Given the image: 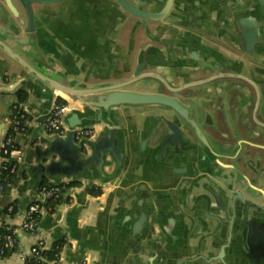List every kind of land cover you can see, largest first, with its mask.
I'll list each match as a JSON object with an SVG mask.
<instances>
[{
  "label": "crops",
  "instance_id": "crops-1",
  "mask_svg": "<svg viewBox=\"0 0 264 264\" xmlns=\"http://www.w3.org/2000/svg\"><path fill=\"white\" fill-rule=\"evenodd\" d=\"M13 1L19 8L18 17L5 0H0V41L21 55L22 46L15 40L32 35L33 55L44 61L58 58L60 69L83 83L84 80L93 85L116 83L119 78L127 80L130 77L127 70L137 65L146 48L150 49L151 61L159 53L168 58L173 67L171 72L160 64L148 71L157 75L162 73L163 78L164 70L174 75L166 77L173 86L203 81L216 75L214 65L220 73L238 74L246 60L255 62L254 58H257L259 61L255 66L264 69V0H128L134 4L144 1L147 10L153 9L156 2L159 12L168 2L173 7L159 21H147L146 27H139L134 36L133 27L140 20L126 13L117 0H66L56 5L35 6L38 9L36 29L30 34L25 31L28 27L21 23L26 14L20 1ZM122 16L128 17L122 20ZM16 66L13 59L0 49V85L11 84L9 73ZM142 84L144 81L131 89L142 91ZM30 87L19 91L26 94V100L21 103L19 92L14 100L12 95L0 94V111L8 109L5 120L0 114V140L11 128L14 107L24 109L28 116L27 130L18 134V149L14 152L20 151L22 156L12 157L18 164V174L0 192L1 207L12 202L17 205L14 214L2 217L12 224L22 221L23 211L30 203L42 199L40 189L45 183L66 185L72 181L58 169L51 172L53 177L57 176L55 179L44 173L38 166L36 146L41 145L44 150L49 147L46 138L56 136L44 129L56 102L69 101L73 109L78 108L80 112L83 109L79 101L73 102L59 90H50L43 84ZM250 101L249 117L256 129L264 132V92H259V98L253 94ZM198 102L208 104L205 98ZM206 108L211 110L212 105ZM132 117L126 108L117 109L109 116L104 114L97 120L100 123L89 125L94 130L90 141H95L102 131L108 133L109 139L116 140L123 153V169L112 178L92 180L89 189H86L87 178L79 185L67 187L63 198L49 201L38 233L22 232L18 237L19 250L1 259L0 264H22L21 252L28 253L40 240H44L49 249L59 243L64 263L90 257V264H181L186 261L206 264L201 258L213 253L203 250L204 238L215 246L212 251L216 253L226 246L225 253L221 252L225 261L219 264H242L239 254L232 253L227 247L231 231L228 218L214 210V202L208 210L206 199L198 198L195 191L190 193L191 182L206 172L214 158L209 148L193 142L196 147L194 156H189L187 161L170 156L166 159L164 155L155 160L142 147L150 149L157 144L152 140L147 142V133ZM224 132L229 137H220L218 148L230 142L232 137L231 129ZM218 151L222 156L226 154L223 150ZM84 152L90 154L91 148L86 146ZM165 159L169 162L164 163ZM53 160L58 161L59 155L45 157L41 163L48 165ZM219 161L222 170L230 173L226 167L233 161ZM31 165L37 168L30 169ZM115 166L116 163L112 162L104 171L111 174ZM245 170L251 172L249 167ZM216 173L215 170L213 174ZM93 186L100 187L102 193L91 194ZM252 187L264 194L263 181H257ZM261 199L264 214V197ZM217 214L223 219L221 226H216L209 218ZM261 220L264 221L263 215ZM238 224H234L235 228ZM222 229L224 233H221ZM214 231L218 234L209 237ZM233 242L246 248L244 255L249 253L242 239L235 237ZM247 263L255 264L253 261ZM261 264H264V258Z\"/></svg>",
  "mask_w": 264,
  "mask_h": 264
},
{
  "label": "water",
  "instance_id": "water-1",
  "mask_svg": "<svg viewBox=\"0 0 264 264\" xmlns=\"http://www.w3.org/2000/svg\"><path fill=\"white\" fill-rule=\"evenodd\" d=\"M5 1L12 13L18 17V5L13 0ZM19 1L26 14L25 20L21 23L28 27L25 31L30 34L36 29L34 24L38 9L35 6L56 5L66 0ZM116 2L126 13L140 20V23L133 27V36L139 27H146L147 21H159L163 18L161 16L166 15L173 8L169 2L160 12L157 11L159 4L156 2L151 10H147L144 1L136 4L128 0ZM127 17L121 18L125 20ZM15 41L22 46L21 55L6 42L0 41V49L17 65L9 73L11 84L0 85V94L12 95L14 100L19 91L43 84L50 90H59L73 102L79 101L83 108L81 109L83 113L78 108H71L65 115L64 122L68 129L64 136L47 137L49 147L44 150L41 145L36 146L39 153L38 166L44 173L55 179L57 176L53 177L51 172L58 169L63 176L72 180L71 182L81 183L87 178L86 189H89L94 179L114 177L119 169L124 167L122 149L117 147L116 140L113 137V140L109 139L108 133L102 131L95 141L89 139L77 141L75 129L100 123L101 121L97 120L104 114L109 116L117 109L126 108V111L132 113L133 121L140 123L143 132L147 133V142L152 140L157 144L150 149L142 147V150H148V155L155 160L164 155L166 159L170 156L172 159L182 158V161H187L189 156H194L193 150L196 147L192 145L193 142L197 145L199 142L209 148L214 158L206 167V172L192 182L190 193L195 191L198 198L206 199L208 210L214 202V210L228 218L231 231L227 247L231 248L232 253L239 254V261L241 260L242 264H250L247 263L249 261L261 264L264 258V221L261 217L264 214L260 201L264 194L252 185L259 180L264 184V132L256 129L248 114L253 94L256 93L259 98V92L261 93V90L264 92V69L255 66L256 61H259L257 58H254L255 62L246 60L242 72L238 74L220 73V69L214 65L216 75L176 88L162 77V73L157 75L148 71L150 67L163 65L168 58L163 57V53H159L151 61L150 49L146 48L140 55L137 65L127 70L130 76L127 80L119 78L116 83L93 85L87 83V80L83 83L70 78L60 69L58 58L44 61L39 56L33 55L32 35L27 39ZM246 53L253 55L247 51ZM143 81L142 91L131 89ZM200 98H205L207 105H212V109L209 110L206 108L207 105L198 102ZM0 114L5 120L8 109H1ZM227 129L232 131L230 142L218 148L220 137H229L224 132ZM86 146L91 148L90 154L84 152ZM218 149L226 154L222 156ZM42 154L44 156H41ZM55 154L59 155L58 161L53 160L48 165L41 163V159ZM13 156H22V152L18 151ZM136 156L139 155L136 153ZM166 159L165 162H161L168 163ZM221 159H228L230 163L233 161L232 165L226 167L231 171L230 173L222 170L223 165L219 161ZM112 162L116 163L115 170L108 174L104 168L110 166ZM31 166L30 169L37 168ZM247 167L250 173L245 170ZM215 170L217 173L213 174ZM209 218L216 223V226L222 225L223 219L220 214ZM237 222L239 226L235 228L234 224ZM220 231L225 232L224 229ZM214 234H218L217 231L211 233L209 237ZM235 237L246 243L249 253L244 255L246 248L233 242ZM202 247L203 250L213 253L201 258L206 264H219L225 261L221 252L225 253L226 246H222L220 253H216L212 251L215 246L204 238Z\"/></svg>",
  "mask_w": 264,
  "mask_h": 264
},
{
  "label": "built area",
  "instance_id": "built-area-1",
  "mask_svg": "<svg viewBox=\"0 0 264 264\" xmlns=\"http://www.w3.org/2000/svg\"><path fill=\"white\" fill-rule=\"evenodd\" d=\"M70 102H56L51 109V113L48 119L44 123V129L48 134L56 136H64L68 127L64 122V117L71 109ZM11 128L8 130L0 140V152L4 155L13 156L14 152L17 151L18 145L16 143V137L11 133L15 130L17 134H22L27 130V112L20 108L14 107L11 113ZM0 116V122H1ZM77 141H82L83 139H89L93 136L94 130L91 127L76 128L75 129ZM3 155V156H4ZM7 158H3L0 164V192L5 189L9 175L13 174L18 169V164L14 163L9 165ZM66 191V186L63 183L49 185H43L40 189L42 194V199L39 202H32L23 211L22 221L19 224H12L5 222L2 217L4 215L14 214L17 210V205L12 202L6 207L0 206V222L1 227L4 228V234L1 237L3 240L0 244V260L12 254L16 250H19V235L24 233L37 234L39 229V224L42 218L43 211L48 207L49 201L51 199H60L64 197ZM7 250H10L7 253ZM22 264H90L91 258L85 257L80 261H75L71 263H64L61 258V254L58 251H52L46 247L45 241L40 240L34 244L28 253L21 252Z\"/></svg>",
  "mask_w": 264,
  "mask_h": 264
},
{
  "label": "trees",
  "instance_id": "trees-1",
  "mask_svg": "<svg viewBox=\"0 0 264 264\" xmlns=\"http://www.w3.org/2000/svg\"><path fill=\"white\" fill-rule=\"evenodd\" d=\"M18 97H19V103L24 102L26 100V94L23 93V92H19L18 93ZM64 102H65V100H61V103H64ZM11 133L15 135L16 143H17V136H18L17 132L15 130H12ZM17 145H18V143H17ZM3 155L4 154L2 152H0V160H1V162H2V159L6 157L7 161H5V162H7L9 165H13L14 163H17L16 160L14 161V158L12 159V157H13L12 154L11 155H4V156ZM1 162H0V164H1ZM18 170H19V168L16 170L15 173H13L11 175L7 174V175H9V179L7 180V182L9 181V183H6L5 189H6L7 185H9L13 181L15 176L18 174ZM0 180H4V179L1 178ZM79 184L80 183L78 181H73V182H70L69 184H66L65 186L67 188L69 186H75V185H79ZM44 185H49V183H45ZM90 193L91 194H95V195L101 194L102 193V189L100 187H94L93 186V187L90 188ZM61 198H63V197H61ZM51 201H54V199H51ZM55 201H59V200L55 199ZM3 234H4V228L0 227V236H2ZM2 241L3 240L0 237V244L2 243ZM51 249H52V251H57V252L60 251L59 243L54 244ZM9 251L10 250H7V253Z\"/></svg>",
  "mask_w": 264,
  "mask_h": 264
},
{
  "label": "flooded vegetation",
  "instance_id": "flooded-vegetation-1",
  "mask_svg": "<svg viewBox=\"0 0 264 264\" xmlns=\"http://www.w3.org/2000/svg\"><path fill=\"white\" fill-rule=\"evenodd\" d=\"M166 64L168 65V66H166ZM163 66H164V69L165 70H168L169 69V71L171 72V69L173 68V67H171V64H169V61H167V62H165L164 64H163ZM163 71L164 73H165V78L164 79H166L167 80V76H169V77H172V76H174V75H171V74H169V73H167L166 71ZM167 74V75H166ZM167 81H169V80H167ZM182 86H185V85H182ZM181 85L180 86H176V88H179V87H182ZM255 93V92H254ZM255 95V98L257 97L256 96V93L254 94ZM188 138V137H187ZM193 182V181H192ZM192 182H191V184H192ZM181 264H189V261H186L185 263H181Z\"/></svg>",
  "mask_w": 264,
  "mask_h": 264
},
{
  "label": "rangeland",
  "instance_id": "rangeland-1",
  "mask_svg": "<svg viewBox=\"0 0 264 264\" xmlns=\"http://www.w3.org/2000/svg\"><path fill=\"white\" fill-rule=\"evenodd\" d=\"M14 257H16V256H14ZM13 259H14V258L12 257L11 262H13Z\"/></svg>",
  "mask_w": 264,
  "mask_h": 264
},
{
  "label": "bare ground",
  "instance_id": "bare-ground-1",
  "mask_svg": "<svg viewBox=\"0 0 264 264\" xmlns=\"http://www.w3.org/2000/svg\"><path fill=\"white\" fill-rule=\"evenodd\" d=\"M64 96H67V95H65V94H63Z\"/></svg>",
  "mask_w": 264,
  "mask_h": 264
}]
</instances>
